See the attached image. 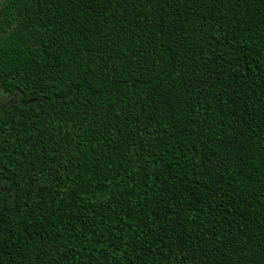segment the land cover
<instances>
[{
	"label": "trees",
	"instance_id": "obj_1",
	"mask_svg": "<svg viewBox=\"0 0 264 264\" xmlns=\"http://www.w3.org/2000/svg\"><path fill=\"white\" fill-rule=\"evenodd\" d=\"M0 264H264V0H4Z\"/></svg>",
	"mask_w": 264,
	"mask_h": 264
},
{
	"label": "rangeland",
	"instance_id": "obj_2",
	"mask_svg": "<svg viewBox=\"0 0 264 264\" xmlns=\"http://www.w3.org/2000/svg\"><path fill=\"white\" fill-rule=\"evenodd\" d=\"M3 2L4 0H0V11H1ZM0 98H1V104L3 107L10 106L11 104H14V103H20V98L18 97V95L1 94Z\"/></svg>",
	"mask_w": 264,
	"mask_h": 264
}]
</instances>
